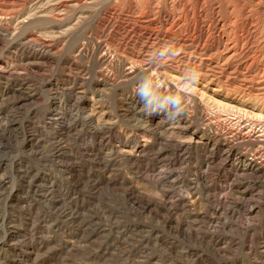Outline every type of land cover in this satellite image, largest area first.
Here are the masks:
<instances>
[{
    "label": "rangeland",
    "instance_id": "374dc122",
    "mask_svg": "<svg viewBox=\"0 0 264 264\" xmlns=\"http://www.w3.org/2000/svg\"><path fill=\"white\" fill-rule=\"evenodd\" d=\"M0 264H264V0H0Z\"/></svg>",
    "mask_w": 264,
    "mask_h": 264
},
{
    "label": "bare ground",
    "instance_id": "6f19581e",
    "mask_svg": "<svg viewBox=\"0 0 264 264\" xmlns=\"http://www.w3.org/2000/svg\"><path fill=\"white\" fill-rule=\"evenodd\" d=\"M185 18H186V17H185ZM185 18H184V19H185ZM199 18H200V17H199ZM169 22H170V21H169ZM229 22H230V21H229ZM229 22H228V23H229ZM236 22H237V20H236ZM199 23H200V22H199ZM230 23H231V22H230ZM230 23H229V24H230ZM163 24H164V23H163ZM221 25H222V24H221ZM225 25H226V24H225ZM225 25H224V27H225ZM178 27H179V26H178ZM222 27H223V26H222ZM222 27L220 28L221 30L223 29ZM220 29H219V30H220ZM184 30H185V29H184ZM225 30H226V29H225ZM225 30H224L223 32H225ZM216 31H217V30H216ZM185 32H186V31H185ZM223 32L220 31V33H223ZM225 33H227V32H225ZM225 33H224V34H225ZM218 34H219V33H218ZM219 35H220V34H219ZM216 36H218V35H216ZM221 36H222V35H221ZM223 36H224V35H223ZM224 39H225V38H224ZM226 40H228V39H226ZM229 40H230V39H229ZM229 40H228V41H229ZM236 41H238V40H236ZM226 42H227V41H226ZM232 42H234V41H232ZM228 43H229V42H228ZM228 43H227V44H228ZM222 44H223V42H222ZM235 44H237V42H235ZM237 45H238V44H237ZM237 45H236V47H237ZM241 45H242V44H241ZM223 46H224V44H223ZM225 46H226V45H225ZM233 46L235 47L234 44H233ZM226 47H229V46H226ZM230 50H231V49H230ZM237 50H240V49H237ZM224 51H226V49H225ZM240 51H241V50H240ZM228 52H229V51H228ZM235 52H237V51H235ZM233 54H234V53H233ZM231 55H232V54H231ZM233 56H235V55H233ZM188 88H189V87H188ZM243 133H244V132H243ZM247 134H248V133H247ZM250 135H251V134H250Z\"/></svg>",
    "mask_w": 264,
    "mask_h": 264
}]
</instances>
